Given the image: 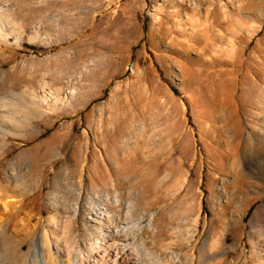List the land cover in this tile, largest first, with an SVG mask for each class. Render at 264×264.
Masks as SVG:
<instances>
[{
    "label": "rangeland",
    "instance_id": "rangeland-1",
    "mask_svg": "<svg viewBox=\"0 0 264 264\" xmlns=\"http://www.w3.org/2000/svg\"><path fill=\"white\" fill-rule=\"evenodd\" d=\"M99 226L264 264V0H0V264Z\"/></svg>",
    "mask_w": 264,
    "mask_h": 264
},
{
    "label": "bare ground",
    "instance_id": "bare-ground-1",
    "mask_svg": "<svg viewBox=\"0 0 264 264\" xmlns=\"http://www.w3.org/2000/svg\"><path fill=\"white\" fill-rule=\"evenodd\" d=\"M72 218L66 220L67 224L73 222ZM123 231L124 230H122V232ZM125 231H124V234H126ZM120 232H121V230L120 231H118V230L108 231V229L103 230L100 227V234L97 237V241L93 242V244H91V248L85 252V256L82 252L76 253L74 248L70 245H67V244H66V246H64V248H62V250L60 248V254L59 255L53 254L52 243L57 245L58 240L53 239V238H52L53 239L52 240V239L48 238L49 235H47V232H44L42 243H40L36 247H33L32 250L29 249V253H27L28 256L26 255L27 258L25 257V259H27V260L29 259L31 264H139L140 252L138 253L137 248H135V246L137 244L135 245V243H134L135 246L133 248L132 247L133 243L130 241L131 237L128 238L127 237L128 234H126V236H125V235L121 234ZM27 234H29V233H27ZM30 235H31V233H30ZM27 238H29V236ZM21 246H22V244H21ZM97 246H100L101 249L102 248L103 249L102 250L100 249L101 250L100 251ZM110 246L114 247L113 251H110L109 249H107L108 247L110 248ZM23 256H25V255L23 254ZM145 256H147V255H145ZM64 257H70V258L73 257L74 259H72L73 261L69 262V261H66L67 259L63 260ZM140 259H141V257H140ZM170 260H171V258H170ZM147 261H146V263H147ZM148 262H151V261H148Z\"/></svg>",
    "mask_w": 264,
    "mask_h": 264
}]
</instances>
